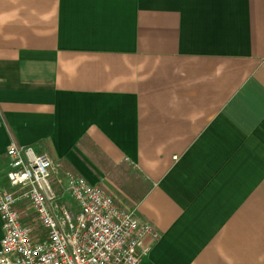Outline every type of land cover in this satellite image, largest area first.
Returning a JSON list of instances; mask_svg holds the SVG:
<instances>
[{
    "label": "crops",
    "instance_id": "obj_1",
    "mask_svg": "<svg viewBox=\"0 0 264 264\" xmlns=\"http://www.w3.org/2000/svg\"><path fill=\"white\" fill-rule=\"evenodd\" d=\"M10 145L149 224L141 264H264V0H0V186Z\"/></svg>",
    "mask_w": 264,
    "mask_h": 264
},
{
    "label": "built area",
    "instance_id": "obj_2",
    "mask_svg": "<svg viewBox=\"0 0 264 264\" xmlns=\"http://www.w3.org/2000/svg\"><path fill=\"white\" fill-rule=\"evenodd\" d=\"M0 186V264H141L158 233L82 177L52 182L53 165L32 147L10 145ZM35 221L41 233L28 221Z\"/></svg>",
    "mask_w": 264,
    "mask_h": 264
},
{
    "label": "rangeland",
    "instance_id": "obj_3",
    "mask_svg": "<svg viewBox=\"0 0 264 264\" xmlns=\"http://www.w3.org/2000/svg\"><path fill=\"white\" fill-rule=\"evenodd\" d=\"M2 172L3 171H0V181H2V179H3V173ZM57 179H60L61 181H63L64 177L62 176V174H59L58 171L53 169V171H52V182H53V184L57 183ZM28 224L32 226L34 231H36L37 233H41V230L35 221L33 222L32 220H29Z\"/></svg>",
    "mask_w": 264,
    "mask_h": 264
}]
</instances>
